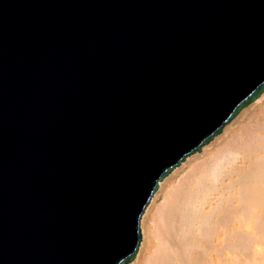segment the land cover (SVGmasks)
<instances>
[{
	"label": "water",
	"instance_id": "95a60500",
	"mask_svg": "<svg viewBox=\"0 0 264 264\" xmlns=\"http://www.w3.org/2000/svg\"><path fill=\"white\" fill-rule=\"evenodd\" d=\"M263 91L264 0H0V264H127Z\"/></svg>",
	"mask_w": 264,
	"mask_h": 264
},
{
	"label": "bare ground",
	"instance_id": "6f19581e",
	"mask_svg": "<svg viewBox=\"0 0 264 264\" xmlns=\"http://www.w3.org/2000/svg\"><path fill=\"white\" fill-rule=\"evenodd\" d=\"M236 129L147 208L130 264H264V105Z\"/></svg>",
	"mask_w": 264,
	"mask_h": 264
},
{
	"label": "rangeland",
	"instance_id": "374dc122",
	"mask_svg": "<svg viewBox=\"0 0 264 264\" xmlns=\"http://www.w3.org/2000/svg\"><path fill=\"white\" fill-rule=\"evenodd\" d=\"M263 105H264V92L261 93L254 101L250 102L247 106L243 107L232 118V121H228L225 124H223L221 131L218 134L213 136L212 141H209L206 144L202 145L198 152L187 155L185 157V159L183 161H181L180 164L175 167V169H171L167 173V175L161 181H159L158 188L153 193V195H152L148 205L146 206L141 218L145 214V211H147L148 207H150L148 209V210H150V212L148 211V213H149L148 217L150 215H152V213L155 214L157 209L160 206H162V204L164 203L165 195L169 191H171L175 186H177L180 182H182V180H184L188 176V174L192 171L193 168L197 167L204 160H206L208 158L209 154H213L226 141V139L229 138V136L233 133V131L236 128H238L246 120H248L251 115L258 112V109ZM225 129L228 130V132ZM224 132H225V134H224ZM151 202H153V203H151ZM141 242H142V240L140 241V243ZM139 246H140V244H139ZM137 252H139V251L137 250ZM137 252H136L135 256H137V254H138ZM135 258L136 257H134L133 260L131 262H129L128 264L134 262Z\"/></svg>",
	"mask_w": 264,
	"mask_h": 264
}]
</instances>
